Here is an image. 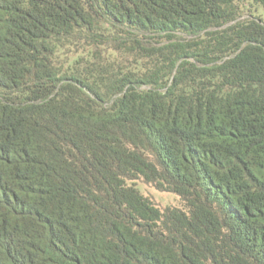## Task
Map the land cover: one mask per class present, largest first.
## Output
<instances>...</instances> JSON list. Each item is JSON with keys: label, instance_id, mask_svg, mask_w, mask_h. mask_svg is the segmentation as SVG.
Listing matches in <instances>:
<instances>
[{"label": "trees", "instance_id": "obj_1", "mask_svg": "<svg viewBox=\"0 0 264 264\" xmlns=\"http://www.w3.org/2000/svg\"><path fill=\"white\" fill-rule=\"evenodd\" d=\"M0 264H264V0H0Z\"/></svg>", "mask_w": 264, "mask_h": 264}, {"label": "rangeland", "instance_id": "obj_2", "mask_svg": "<svg viewBox=\"0 0 264 264\" xmlns=\"http://www.w3.org/2000/svg\"><path fill=\"white\" fill-rule=\"evenodd\" d=\"M137 188L146 196H148L154 204L159 208L163 209L168 205L177 206L179 205V200L175 194L172 192H159L153 188L149 183H145L142 180L137 181Z\"/></svg>", "mask_w": 264, "mask_h": 264}]
</instances>
